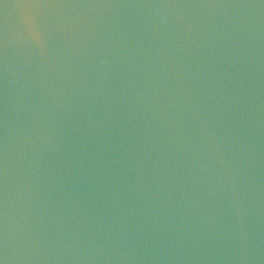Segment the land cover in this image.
Returning <instances> with one entry per match:
<instances>
[{
  "label": "water",
  "instance_id": "95a60500",
  "mask_svg": "<svg viewBox=\"0 0 264 264\" xmlns=\"http://www.w3.org/2000/svg\"><path fill=\"white\" fill-rule=\"evenodd\" d=\"M0 0V264H264V0Z\"/></svg>",
  "mask_w": 264,
  "mask_h": 264
},
{
  "label": "snow or ice",
  "instance_id": "6c2138e0",
  "mask_svg": "<svg viewBox=\"0 0 264 264\" xmlns=\"http://www.w3.org/2000/svg\"><path fill=\"white\" fill-rule=\"evenodd\" d=\"M45 0H23L21 7H39Z\"/></svg>",
  "mask_w": 264,
  "mask_h": 264
}]
</instances>
